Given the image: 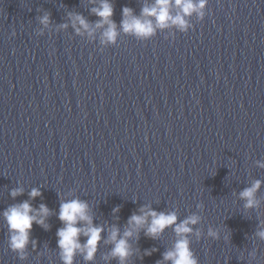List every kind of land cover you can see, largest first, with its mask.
<instances>
[{"label":"water","instance_id":"obj_1","mask_svg":"<svg viewBox=\"0 0 264 264\" xmlns=\"http://www.w3.org/2000/svg\"><path fill=\"white\" fill-rule=\"evenodd\" d=\"M99 3L0 0V264H63L58 213L77 198L104 230L94 258L77 252L74 264H119L106 240L142 206L175 212V224L199 217L186 234L198 264H264V183L257 206L239 196L264 182V0H206L185 31L148 38L122 30V9L140 16L154 0H111L112 43L95 27ZM76 14L91 33L76 31ZM26 200L47 205L49 227L33 223L19 252L2 213ZM174 227L134 231L126 264H172Z\"/></svg>","mask_w":264,"mask_h":264},{"label":"clouds","instance_id":"obj_2","mask_svg":"<svg viewBox=\"0 0 264 264\" xmlns=\"http://www.w3.org/2000/svg\"><path fill=\"white\" fill-rule=\"evenodd\" d=\"M173 6L180 10L175 15L171 11ZM205 6L206 0H154L151 5L146 4L142 8L140 16L134 15L133 10L125 6L122 9L121 28L125 33H131L138 38H148L155 33L157 28L163 29L170 25H175L181 31H185L188 27L185 16L196 12L202 17L204 15L202 9ZM92 12L100 17L95 27L107 26L102 34L104 40L110 43L115 42L119 33L115 21L111 19L114 12L111 0H100L99 6L94 7ZM150 18H154V20ZM48 22L49 16L44 15L41 18V23L47 25ZM72 24L77 32H80L81 28L90 33L93 31L88 21L80 14L73 17ZM77 24L79 27H76ZM66 26L64 25V27ZM261 166L264 167V165ZM262 183L264 182L256 180L239 193L240 198L245 200L246 208L255 207L259 203L256 199V193ZM22 192V188L13 189L11 195L15 197ZM40 194L39 188H33L29 196L34 198ZM88 208V203L78 198L61 202L58 218L63 222V227L57 230V244L61 250L63 264H74V256L77 252L82 253L85 260L90 261L94 258L98 242L102 239L101 232L104 229L103 226L93 224V217L89 214ZM117 211H119V207L113 209V212ZM50 212L51 210L47 205L41 204L38 209H35L27 200L6 208L2 214L11 233L9 240L11 249L23 251L29 243L33 223L47 229L49 225L46 223V219ZM176 221L175 212H157L148 206H142L138 213L134 212L128 218V224L131 227L126 229L122 235L119 228L113 226L106 240V242L113 244L110 252L111 257L117 258L119 264H126L131 251L129 238L133 236L134 231L139 230L145 224H147L146 235L153 238L161 234L166 227L175 225L174 231L179 238L173 249L164 253L163 259L172 261V264H198L186 234L193 231L190 225L196 224L199 217L192 215L179 224H175ZM208 234L212 237H218V233L212 229H209ZM81 235L87 237L86 242H80L79 237ZM256 235L264 239V229L259 230ZM145 254L151 253L146 250Z\"/></svg>","mask_w":264,"mask_h":264}]
</instances>
